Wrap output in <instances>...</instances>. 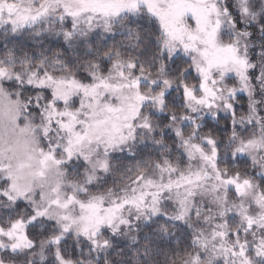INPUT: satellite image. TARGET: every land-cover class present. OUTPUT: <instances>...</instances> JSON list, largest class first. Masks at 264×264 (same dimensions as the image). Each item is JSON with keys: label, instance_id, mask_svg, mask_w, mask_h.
I'll return each instance as SVG.
<instances>
[{"label": "snow or ice", "instance_id": "6c2138e0", "mask_svg": "<svg viewBox=\"0 0 264 264\" xmlns=\"http://www.w3.org/2000/svg\"><path fill=\"white\" fill-rule=\"evenodd\" d=\"M0 264H264V0H0Z\"/></svg>", "mask_w": 264, "mask_h": 264}]
</instances>
